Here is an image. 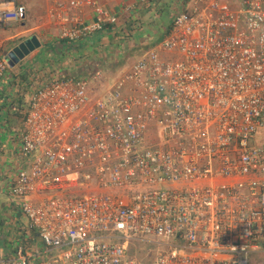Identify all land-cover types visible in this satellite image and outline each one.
I'll list each match as a JSON object with an SVG mask.
<instances>
[{
  "label": "built area",
  "instance_id": "1",
  "mask_svg": "<svg viewBox=\"0 0 264 264\" xmlns=\"http://www.w3.org/2000/svg\"><path fill=\"white\" fill-rule=\"evenodd\" d=\"M113 1L47 0L46 19L78 43L118 31ZM126 1L129 12L151 4ZM26 20L18 0H0V32ZM103 78L58 77L30 94L24 164L7 195L27 224L0 264H250L264 254V0H187L162 40L93 96Z\"/></svg>",
  "mask_w": 264,
  "mask_h": 264
},
{
  "label": "crops",
  "instance_id": "2",
  "mask_svg": "<svg viewBox=\"0 0 264 264\" xmlns=\"http://www.w3.org/2000/svg\"><path fill=\"white\" fill-rule=\"evenodd\" d=\"M186 1L151 0V4L147 8L138 7V11L130 12L125 9L130 1L117 0L111 3L107 2L106 6L111 11L119 14V23L116 28L119 31H128L129 28H132L133 24L137 23L140 16L144 15L151 20L152 15L155 14V10L160 9H162L160 12H169L167 18L170 20L166 22L168 24L166 26L169 28L173 18L181 11ZM18 2L26 8L27 20L22 27H16L12 31L0 32V39L6 43L5 48L7 50L5 49V52L13 49L26 39H29L30 36H36L42 46L15 67H10L5 79L0 83V194L2 193L3 197L19 170V162L21 161L18 151L20 133L30 94L46 81L54 78L63 76H91L89 75L91 73L90 69H94L100 63L96 59L97 55L101 57L99 50H113L118 43H113L112 46H108L109 44H107V42L114 38L111 27L102 33L95 34L89 39L78 43L62 41L58 38L57 29L46 19L47 0H18ZM174 9L175 11L172 12ZM158 15L160 14L158 13ZM84 17L87 21L94 19L93 10L86 8ZM36 18L40 19V24H35L34 19ZM146 32L148 33V31ZM29 33L31 34L28 35ZM39 33L40 36L38 35ZM165 33L164 31V35ZM148 35V37L140 36L135 40L120 41L121 45H119V48H121L122 44L125 47L128 44L130 48L140 44H147V48H149L164 37L162 35L156 38L150 33ZM65 58L67 60H64ZM59 61L61 65L56 64ZM24 93H26L28 100L22 102ZM6 161L11 165L14 163V166L10 170H8L9 167H7L8 164H6ZM9 206L8 203L3 204L5 210Z\"/></svg>",
  "mask_w": 264,
  "mask_h": 264
},
{
  "label": "rangeland",
  "instance_id": "3",
  "mask_svg": "<svg viewBox=\"0 0 264 264\" xmlns=\"http://www.w3.org/2000/svg\"><path fill=\"white\" fill-rule=\"evenodd\" d=\"M160 11H162V9L155 10L154 12L155 14L152 15L151 20L149 18H146V16L144 15L140 16V19H138L137 23L133 24L132 28L131 29L129 28L128 31H123V30L122 31L116 30L117 32L112 31L114 38L109 42H107V44H109L108 46L110 45L112 46L113 43L116 44V42H118L117 43L118 47L116 46L115 48H113V50H107V51H104L103 49L99 50L101 57H98L97 55L96 59L100 63L99 64L97 63L98 65L94 69L92 70L90 69L91 73L89 75H92L97 71H100L102 72V75L104 77L101 80V83H95V82L91 83L90 87L93 96H100L101 94L107 92L112 82L118 79L124 71H127L130 68V66L133 63H135V61L139 58L142 52L148 47L147 44H140L130 48L128 44L126 47L123 46L124 44H122L121 48H119V45H121L120 41L135 40L138 39V37L140 36L148 37L149 36L148 33H150L153 37L155 36L156 38H158L164 35V31L165 32L168 31L169 28H167L168 24L166 22L170 20L167 18L169 12L168 11L160 12ZM173 11H175V9L172 10V12ZM158 13L160 15L157 16ZM34 20H35L34 21L35 24L41 22L39 18H36ZM146 31H148V33ZM31 33H29L28 35H30ZM40 33L38 34L39 36ZM5 49L7 50V48ZM64 60H67V58H65ZM56 64L61 65V62L60 61L56 62ZM24 100L25 101L28 100L26 93H24L22 96V102ZM0 157H1V153H0ZM6 164H8L7 165V167H9L8 170H10V168L14 166L7 163V161ZM20 164L22 166L24 162L21 161ZM4 195L5 196L3 197L2 193L0 194V251L1 249H3L5 254H7L9 253L10 249L14 246V240L16 237L15 234L18 232V229L24 227L27 224V218L20 214L19 210L16 209L15 205L11 207L9 206L8 209L5 210V208H3V204L4 203L9 204L7 199L8 191H6ZM25 234L30 237L32 235V232L26 228ZM250 264H264V254L252 255Z\"/></svg>",
  "mask_w": 264,
  "mask_h": 264
},
{
  "label": "water",
  "instance_id": "4",
  "mask_svg": "<svg viewBox=\"0 0 264 264\" xmlns=\"http://www.w3.org/2000/svg\"><path fill=\"white\" fill-rule=\"evenodd\" d=\"M42 44L36 36L21 42L7 53L6 59L9 66L15 67L36 49L41 48Z\"/></svg>",
  "mask_w": 264,
  "mask_h": 264
}]
</instances>
